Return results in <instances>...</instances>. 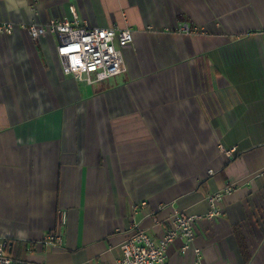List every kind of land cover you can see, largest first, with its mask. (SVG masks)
I'll list each match as a JSON object with an SVG mask.
<instances>
[{"label": "crops", "instance_id": "obj_1", "mask_svg": "<svg viewBox=\"0 0 264 264\" xmlns=\"http://www.w3.org/2000/svg\"><path fill=\"white\" fill-rule=\"evenodd\" d=\"M71 5L132 30L123 73L76 81L56 36L23 27ZM0 22V238L16 262L116 264L135 228L158 242L186 212L200 257L179 238L167 264H264V0H0Z\"/></svg>", "mask_w": 264, "mask_h": 264}, {"label": "built area", "instance_id": "obj_2", "mask_svg": "<svg viewBox=\"0 0 264 264\" xmlns=\"http://www.w3.org/2000/svg\"><path fill=\"white\" fill-rule=\"evenodd\" d=\"M70 16L62 15L48 20L45 26L30 24L26 28L32 39L37 40L47 34H53L58 40L57 55L62 63V71L79 82L96 84L116 77L125 71L123 49L133 43L132 30L126 28H97L83 24L74 5L69 7ZM13 25L0 22V33L10 35ZM229 157L232 151L225 152ZM213 171H209L212 175ZM228 186L207 196L208 218L220 217L219 206L225 194L231 192ZM200 216L186 212L176 213L170 227L162 234L158 242L148 233L135 228L121 245V256L116 264H167L166 251L176 239H183L181 251L192 249L197 257L201 251L193 248L195 225ZM64 221H62V224ZM60 234L53 231L44 238L46 245L60 243ZM0 264H33L16 262L8 252L7 240L0 238Z\"/></svg>", "mask_w": 264, "mask_h": 264}]
</instances>
